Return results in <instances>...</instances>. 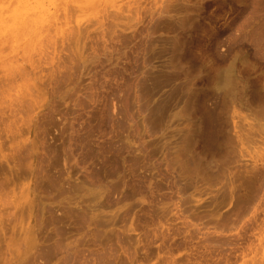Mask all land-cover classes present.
I'll list each match as a JSON object with an SVG mask.
<instances>
[{
  "label": "rangeland",
  "instance_id": "obj_1",
  "mask_svg": "<svg viewBox=\"0 0 264 264\" xmlns=\"http://www.w3.org/2000/svg\"><path fill=\"white\" fill-rule=\"evenodd\" d=\"M24 2L0 0V264H264V0Z\"/></svg>",
  "mask_w": 264,
  "mask_h": 264
},
{
  "label": "bare ground",
  "instance_id": "obj_2",
  "mask_svg": "<svg viewBox=\"0 0 264 264\" xmlns=\"http://www.w3.org/2000/svg\"><path fill=\"white\" fill-rule=\"evenodd\" d=\"M21 1H22V0H21ZM24 1H25V0H23V2H24ZM27 1H28V0H27ZM27 1L24 2V3H25L24 5H22V6H23V7H22L23 10L25 9V6H27V3H28V4H29V3L31 4L30 0H29V2H27ZM35 1H37V3H40V5H41L42 7L44 6V4H43V5L41 4V3H42L41 0H40V2H39V0H35ZM40 5L38 4V6H37V4H36L35 6H37V8H39ZM30 6H32V5H30ZM35 6H34V7H30V8L27 7L26 9H29V10H30L31 8L33 9V8H35ZM41 6H40V7H41ZM42 7L39 8V10H38V9H35V12H34V10H33L34 13L31 12L32 14L30 13V11H32V10H30L29 13H28V10L23 12V10L21 9L22 11H20V12L23 13V14H20V13H19V15H24V16L26 15V18H27V17H29V18L31 17V18H32L31 15H33V14L36 13V15L33 16V18H32L33 20H32V21H34V19L36 20L37 17L40 18L39 16H41V19H42V17L45 19V18H46L45 15H41V13H42V10L45 9V10H44V12H45L47 9H46L45 6L43 7L44 9H42ZM40 9H41V13L39 12ZM25 12H27V13L25 14ZM37 13L39 14V16H37V15H38ZM27 14H28V15H27ZM29 14H30V15H29ZM43 14H47V11H46V13H43ZM29 18H27L28 21H31V20H30L31 18H30V19H29ZM23 19H24V17H23ZM27 19L24 20L25 23L23 22L25 25H26V23H28ZM44 19H43V20H44ZM39 20H40V19H39ZM32 21H31L30 24H32ZM36 21H38V19H37ZM41 21H42V20H41ZM34 22H35V21H34ZM34 24L36 25L37 22H35ZM34 24H33V25H34ZM36 26H37V25H36ZM36 26H35V27H36ZM25 27H27V26H25Z\"/></svg>",
  "mask_w": 264,
  "mask_h": 264
},
{
  "label": "clouds",
  "instance_id": "obj_3",
  "mask_svg": "<svg viewBox=\"0 0 264 264\" xmlns=\"http://www.w3.org/2000/svg\"><path fill=\"white\" fill-rule=\"evenodd\" d=\"M10 6V5H9Z\"/></svg>",
  "mask_w": 264,
  "mask_h": 264
}]
</instances>
